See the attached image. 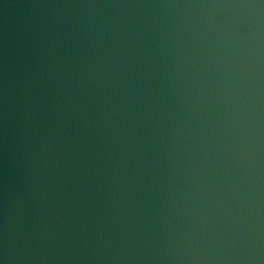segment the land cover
<instances>
[{
  "label": "water",
  "instance_id": "95a60500",
  "mask_svg": "<svg viewBox=\"0 0 264 264\" xmlns=\"http://www.w3.org/2000/svg\"><path fill=\"white\" fill-rule=\"evenodd\" d=\"M0 264H264V0H0Z\"/></svg>",
  "mask_w": 264,
  "mask_h": 264
}]
</instances>
